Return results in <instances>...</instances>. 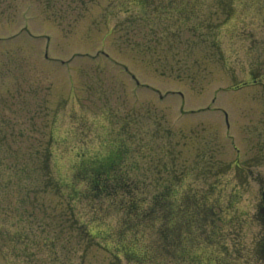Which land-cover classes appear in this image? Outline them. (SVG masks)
Masks as SVG:
<instances>
[{"label": "rangeland", "instance_id": "obj_1", "mask_svg": "<svg viewBox=\"0 0 264 264\" xmlns=\"http://www.w3.org/2000/svg\"><path fill=\"white\" fill-rule=\"evenodd\" d=\"M0 174V264H264V0H0Z\"/></svg>", "mask_w": 264, "mask_h": 264}, {"label": "trees", "instance_id": "obj_2", "mask_svg": "<svg viewBox=\"0 0 264 264\" xmlns=\"http://www.w3.org/2000/svg\"><path fill=\"white\" fill-rule=\"evenodd\" d=\"M121 147V145H120ZM123 149V148H122ZM117 159V160H116ZM120 160V157L116 155V152L113 154H109L104 159H101L99 161L92 160V163L90 165H85L83 171L81 169H77L73 180L75 183L79 184V186L85 187V199L90 200L91 198H94V200L100 199V198H120L125 199L127 201L126 207L128 208V205L136 201V199H127V191L128 185L125 187H121L123 185L125 178H122L121 175L118 174V167L120 164L118 163ZM115 174V176H114ZM1 175V174H0ZM85 184V185H83ZM146 202V201H145ZM157 202V201H155ZM144 202L138 203L134 205L133 209L127 212L129 217H131V214L133 217L137 216V221H141V218L143 217V212L147 210L148 207L145 206L144 209H141V207H144ZM141 209V210H140ZM143 211V212H142ZM141 214V216H140ZM139 217V218H138ZM171 229V225L168 227V232ZM168 234V233H167ZM169 235V234H168ZM124 241V240H123ZM123 241L116 244V246L119 248L120 254L127 257L128 256L132 259L131 252H128V247H126V242ZM168 243L169 238L168 236L161 235V242ZM37 252H35L33 259L31 261L37 262ZM30 260V258H29ZM134 260V259H133Z\"/></svg>", "mask_w": 264, "mask_h": 264}, {"label": "water", "instance_id": "obj_3", "mask_svg": "<svg viewBox=\"0 0 264 264\" xmlns=\"http://www.w3.org/2000/svg\"><path fill=\"white\" fill-rule=\"evenodd\" d=\"M263 198H264V195H263ZM260 212H261L262 214H264V209H261Z\"/></svg>", "mask_w": 264, "mask_h": 264}]
</instances>
